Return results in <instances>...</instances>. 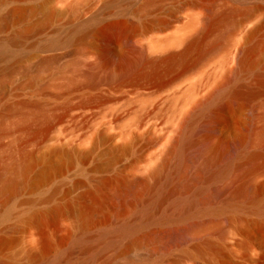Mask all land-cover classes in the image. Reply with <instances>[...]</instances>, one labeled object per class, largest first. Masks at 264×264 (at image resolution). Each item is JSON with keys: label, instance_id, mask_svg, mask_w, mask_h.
Returning a JSON list of instances; mask_svg holds the SVG:
<instances>
[{"label": "rangeland", "instance_id": "rangeland-1", "mask_svg": "<svg viewBox=\"0 0 264 264\" xmlns=\"http://www.w3.org/2000/svg\"><path fill=\"white\" fill-rule=\"evenodd\" d=\"M12 8L19 19L0 28V206L5 205L0 208V261L264 264V217L220 205L236 187L264 180V142L247 146L261 152L255 160L260 173L248 175L242 159L212 179L206 177L214 161L199 142L204 137L220 141L215 157L225 165L235 156L231 143L264 126V77L257 76L264 68V0H0V19ZM192 8L202 13L197 41L186 55L166 63L153 45L180 35L191 23L186 15ZM43 12L52 16L44 19ZM256 24L262 27L249 43L258 44L250 55L254 71L235 78L230 74L236 47ZM30 25L43 28L19 33ZM81 27L103 33L80 39L75 34ZM162 27L166 30L159 32ZM144 29L155 35L131 38ZM220 79L222 84L229 80L226 89H259V96L248 101L240 89L231 98L234 104L230 99L204 104ZM8 105L19 111L5 110ZM204 125L210 131L201 130ZM101 130L124 146L97 135ZM95 138L88 155L49 149L58 140L90 144ZM25 161L31 165L29 183L5 204L3 185L18 177L13 170L3 175V169ZM197 187L202 190L194 194ZM88 192L97 196L98 206L83 221L79 207L90 203L82 200ZM194 197L196 208L186 211L185 201ZM205 203L211 209H202ZM57 204L68 208L49 214ZM35 214H41L39 222L28 219ZM120 223H131L134 235L112 240L110 232ZM186 231L195 238L187 239ZM44 238L51 246L41 255ZM205 239L223 250L205 246L197 255L193 249L204 247Z\"/></svg>", "mask_w": 264, "mask_h": 264}, {"label": "bare ground", "instance_id": "bare-ground-1", "mask_svg": "<svg viewBox=\"0 0 264 264\" xmlns=\"http://www.w3.org/2000/svg\"><path fill=\"white\" fill-rule=\"evenodd\" d=\"M148 6V5H147ZM194 8V7H193ZM191 9V11H190V13H189V10H188V13H186V14H188V15H186V16H188V18L191 20V23H189L186 27H184L182 30H181V33H180V35H177V36H175V37H173V38H171V39H169V40H167V41H165V42H160V43H157V44H155L154 43V45H153V48L155 49V53H158V54H165L163 57H161L160 59L161 60H164L166 63H173L174 61H176L177 59H180L181 57H183L184 55H186L187 53H188V51L194 46V44L196 43V41H197V34L199 33V31H201V30H199L198 29V25H197V23H199L200 22V20L202 19V13L200 12V11H198V10H196V9ZM11 10V9H10ZM228 11H230V10H227L226 11V13L228 12ZM250 12H251V10H250ZM233 13V12H232ZM19 14H20V12L19 11H17V9H15V10H13V8H12V11L8 14V16L7 17H5V18H2V19H0V28L2 27V26H6L8 23H10L12 20H16V19H19ZM234 14V13H233ZM215 15V14H214ZM245 17L246 18H248L250 15L252 16V14H250V13H245ZM52 16V14L50 13V12H43L42 13V17L44 18V19H47V18H49V17H51ZM224 17V16H223ZM222 17V18H223ZM204 18V17H203ZM217 18V17H216ZM216 18H213L212 20L214 21V19H216ZM230 18V17H229ZM178 19V18H177ZM230 19H232V17L230 18ZM179 20V19H178ZM218 21L220 20V17L217 19ZM216 20V21H217ZM224 20V19H223ZM222 19L220 20V23L223 21ZM212 21V22H213ZM190 22V21H189ZM209 23V22H208ZM219 23V22H218ZM219 23V24H220ZM109 24V23H108ZM217 24V23H216ZM9 25V24H8ZM113 25V24H112ZM206 25V24H205ZM210 25V24H209ZM213 25H215V24H213ZM218 25V24H217ZM107 26V25H106ZM111 25H108L107 27H110ZM216 26V25H215ZM261 26V24L259 25H255V27H253L252 29H248L247 31H246V33H245V35H244V37H243V40H242V42L240 43V45L239 46H237L236 47V54H237V61H236V68H234V71H233V74H230V75H234V77L236 78L237 76H239L240 74H242V73H247V74H249L251 71H254L253 70V65H255L251 60H250V55L253 53V51L255 50V47H257V45H255V44H253V45H255L254 47H253V45L252 44H249L250 42H252V40L254 39V36H255V34L259 31V29L262 27H260ZM112 27V26H111ZM111 27H110V29H111ZM204 27V26H203ZM43 28V26L42 25H30V26H26V27H24L23 28V30H21V32H19V33H22V35L24 34V32H26L28 29V31H30V29H34V30H36L37 32L39 31V30H41ZM159 29H157V31H158ZM166 30V28H161L160 30H159V32H164ZM28 31H27V33H28ZM107 31V30H106ZM106 31H104V32H106ZM203 32V31H202ZM88 33H92V34H102L103 33V30L101 29V30H96V29H91V28H89V27H81V28H79L77 31H76V36H78L80 39H82L83 38V36H85L86 34H88ZM107 33V32H106ZM159 34H161V33H159ZM192 34V35H191ZM200 34V33H199ZM258 34V33H257ZM153 35H155V31H151V29L149 30V29H144L143 31H142V33L139 35V36H137V35H135L134 33H133V35H131V38L132 39H148V38H150V37H152ZM109 36V35H108ZM185 36V37H184ZM191 36V37H190ZM199 36V35H198ZM21 37V36H20ZM130 38V39H131ZM187 38H189L188 40H187ZM257 38V37H256ZM79 39V40H80ZM255 40H257V39H255ZM15 41V40H14ZM199 41V40H198ZM253 43V42H252ZM250 45V46H249ZM251 45H252V47H251ZM179 47H182V49L180 50V51H178V52H171V51H169L170 50V48L172 49V48H179ZM263 47H264V43H263ZM110 53L109 54H111V51H109ZM235 53V52H234ZM263 53H264V51H263ZM112 59V58H111ZM157 61V59L155 58V62ZM44 64H46V63H44ZM15 68V67H14ZM262 68V67H261ZM260 68V69H261ZM233 69H231V71H232ZM230 72V71H229ZM256 72V71H255ZM258 72L259 71H257V73H255V74H258ZM263 74H262V73ZM261 72H259V74L257 75L258 76V78L259 77H264V68L262 69V71ZM251 73H253V72H251ZM227 74H225V76H226ZM231 76V77H232ZM253 76V75H252ZM256 76V77H257ZM222 78H224V77H222ZM237 78H239V77H237ZM243 78V77H242ZM258 78H256V79H258ZM227 78H225V80H226ZM230 79V78H229ZM239 79H241V75H240V78ZM222 80H224V79H222ZM237 80V79H236ZM262 79H260V81H261ZM227 81H229V80H227ZM227 81H224L225 83L227 82ZM233 81H234V79H233ZM264 81V80H263ZM223 82V84H222V81H221V79H220V82H219V86L217 85V87L215 88V90H213L212 92V95L210 96V93H208L209 94V98L207 99V100H205L206 102L204 103V104H206V105H211L212 103H213V101L215 100V99H227V102H230V100H231V98L232 99H234V97L236 96V95H240L242 92H243V90L239 87V86H237V88H232V89H226L225 87H227V83L225 84ZM230 82H232V79H231V81ZM230 84V83H229ZM67 85V84H66ZM264 85V84H263ZM241 86V85H240ZM246 86V85H245ZM259 86V85H258ZM240 89L242 90V92L240 91ZM245 91H246V89L244 90V92H243V96L244 95H247V100H248V96H249V98L250 97H253V96H256V95H258V93H259V89H258V91L255 89V90H252V89H250V90H248V88H247V93H245ZM264 91V90H263ZM5 92V91H4ZM262 92V91H261ZM259 96V95H258ZM257 97V96H256ZM245 98V99H246ZM228 99H230V100H228ZM236 99V98H235ZM237 99H239V98H237ZM237 99L235 100V101H237ZM242 100V99H241ZM246 100V101H247ZM223 101V100H222ZM232 102H233V100H231ZM239 101H240V99H239ZM249 101V100H248ZM247 101V102H248ZM204 102V101H203ZM227 102H224V103H226V105H227ZM238 102V101H237ZM243 102H245V101H243ZM251 102V101H250ZM236 103V102H235ZM239 103V102H238ZM200 104H202V103H200ZM203 104V105H204ZM233 104H234V102H233ZM245 104H246V102H245ZM223 105H225V104H223ZM229 105V104H228ZM231 105V104H230ZM247 105V104H246ZM248 105H249V103H248ZM17 106V105H16ZM225 107H227V106H225ZM224 108V106H222V109ZM227 109V108H226ZM5 110H8V111H15V112H17V111H19V108H17V107H10L9 105L6 107V109ZM1 117V116H0ZM250 118V117H249ZM253 118H255V116L253 117ZM250 120H252V119H250ZM254 120V119H253ZM1 122V121H0ZM252 122V121H251ZM1 125V124H0ZM201 130H209L210 131V127L209 126H207V125H204V126H202L201 127ZM254 131V130H253ZM252 131V132H253ZM251 132V133H252ZM251 135V134H250ZM245 136V135H244ZM243 136V134L241 135V137H239V139H237L236 141H234V143L232 142L231 143V147H232V149L234 150H232L233 152L232 153H234V155H231V156H234V158H230V160L231 161H227L228 163H226L225 165H218L217 164V159H218V157L216 156L215 157V155L217 154V151L219 150V145H220V141H216V142H212V141H210V138H208V137H204V138H201L200 139V143L201 144H203L204 145V151H206L209 155H210V157L213 159V161H214V164L211 166V168H210V170H209V173H207V177L206 178H208V179H212V178H219V177H222V176H224V175H226V173H227V171L231 168V166L233 167V163H234V161L235 160H242V159H244V162L247 164V166H248V169H247V173H248V175L250 174V176L252 177V175L253 174H255L256 172H259V170H263V169H261L262 167H263V165H264V163L262 164V167H261V165L259 166V165H256V163H255V160H258L257 158H258V156H259V154L261 153H259L258 151L256 152V150L254 149L253 151H251L250 149V151H248V148H247V146L249 145V144H252V143H260V142H264L263 141V137H264V126H262L261 128H259L258 130H256V132L254 133V134H252L251 136H245L244 137ZM219 139V138H218ZM220 140H221V138H220ZM222 142V141H221ZM177 145V144H176ZM253 146V145H252ZM255 146V145H254ZM250 147V146H249ZM255 148H256V146H255ZM173 149V148H172ZM229 149V148H228ZM247 149V150H246ZM168 151H171L172 152V150L170 149V150H168ZM227 152H229V151H227ZM226 152V153H227ZM230 153V152H229ZM229 155V154H228ZM225 157H226V155H225ZM228 157V156H227ZM260 157V156H259ZM222 158V157H221ZM229 158V157H228ZM227 158V159H228ZM258 162V161H257ZM28 163V162H27ZM26 163V161H25V164H22L21 166H18L17 165V163H14V162H12L11 164H9L8 166H5V168L3 169V175H5V174H7V173H9V171L11 170H13L14 171V174H16L17 175V177H18V179H16L15 178V176L13 175L12 177H10V178H8L7 179V181L5 182V184L3 185L4 187H3V191H5L6 193H7V196H6V201H4V198L2 199V197H1V199L4 201V203L6 204H8V201L10 202L12 199L11 198H13L14 196H15V193H17L18 191H20V190H24V189H26V187H27V185H28V170H29V167H30V169H31V165H29V163L27 164ZM223 163H225V162H223ZM175 164V163H174ZM222 164V163H221ZM260 164V163H259ZM29 165V166H28ZM243 165V164H242ZM242 165H241V168H242ZM18 166V167H17ZM239 166V165H238ZM245 167V166H244ZM240 168V167H239ZM160 169V168H159ZM158 168L157 169H155V173L159 170ZM244 169V168H243ZM243 171V170H242ZM245 171V170H244ZM12 173V172H11ZM260 173V172H259ZM28 175V176H27ZM2 176V175H1ZM249 176V177H250ZM258 176V175H257ZM8 177V176H7ZM202 178V177H201ZM207 179V180H208ZM254 179V178H253ZM252 179V180H253ZM248 181L249 182V186H245V185H240V186H238V187H236L234 190H233V192L231 193V195L229 196V198L228 199H226V200H224V201H222L221 202V208H223V209H227V208H230V209H237V208H244V209H247V210H249V211H251L252 213H255V215H257V217L260 219V217H264V180L259 184V182H257V184H255V183H252L253 181ZM251 183V184H250ZM104 184V183H103ZM102 185V184H101ZM201 186V185H200ZM193 188V187H192ZM201 187H197L195 190H194V194H197V193H199V191L200 190H202V189H200ZM1 191V190H0ZM188 192H189V190H188ZM203 192V191H202ZM22 193V192H21ZM93 192H88V193H85V195L84 196H82L83 198H82V200H84V197L85 198H88L89 200H90V203L89 204H85V203H83L84 205H82V204H80V205H82V206H80L79 208H80V215H81V217H82V220L83 219H85V221H86V219L88 218V213L90 212V211H92L93 209H95V208H97V206H98V199H97V196L96 195H94V194H92ZM216 193V192H215ZM101 194V193H100ZM99 194V195H100ZM209 197V196H208ZM47 198V197H46ZM50 198V197H49ZM80 199V198H79ZM81 200V199H80ZM79 200V201H80ZM81 200V201H82ZM88 200V201H89ZM213 200V199H212ZM0 202H2V201H0ZM86 202V201H85ZM213 202V201H212ZM3 203V202H2ZM79 203H81V202H79ZM1 206H5V205H3V204H1ZM0 206V208H2ZM78 206V205H77ZM184 206H185V210L186 211H191V210H194L195 208H196V202H195V197L194 198H191V199H188V200H186L185 201V204H184ZM6 207H4V209H5ZM68 207H67V205H60V204H57V205H55V206H53L51 209H50V211H49V214H51V215H57V214H60V213H63L66 209H67ZM78 208V209H79ZM202 209H211L210 208V204L209 203H205V205H204V207L202 208ZM2 210H3V208H2ZM79 211V210H78ZM0 212H1V210H0ZM46 214V213H45ZM254 215V214H253ZM41 216V214H35V215H33V216H30V218H28L29 220H36V222L38 221V218ZM49 216V215H48ZM42 217V216H41ZM43 218H44V214H43ZM27 219V220H28ZM41 219H39V221H40ZM38 221V222H39ZM84 221V220H83ZM244 221V220H243ZM254 221V220H253ZM260 220H258V222H259ZM217 222V221H216ZM249 222H251V221H249ZM245 224L244 225H246V227H249V225L247 226V224H246V222H244ZM253 223H255V222H253ZM252 223V224H253ZM17 224V223H16ZM213 224V223H212ZM252 224H251V226H252ZM12 225H15V223L14 224H12ZM258 225H260V226H262V224L259 222L258 223ZM10 226V225H9ZM18 227H20L19 225H17ZM210 226V225H209ZM6 227H7V225H6ZM12 228V230L14 229L13 227H11ZM211 228H214V226H212ZM5 229V228H4ZM197 229V228H196ZM215 229L217 230H221V226L219 225V224H216V227H215ZM16 230V229H15ZM217 230V231H218ZM262 230V229H261ZM3 231V230H2ZM213 231V230H212ZM13 232H14V230H13ZM16 232V231H15ZM189 232H191V231H189ZM188 231H186V233H187V235H186V233H185V235H186V238L187 239H189V238H192V237H194V236H196V234H194V233H189ZM113 234V236H112V240H115L116 238H122V237H124V236H127V235H134V229H133V226H132V224L131 223H120L112 232H110V235H112ZM13 235V234H12ZM182 236H183V234H182ZM1 237L3 238V239H1ZM199 237V236H198ZM179 238V237H178ZM195 238V237H194ZM200 238V237H199ZM198 238V239H199ZM45 239V238H44ZM137 238L135 237V239L134 240H136ZM2 240H4V237L3 236H0V244H1V242H2ZM194 240V239H193ZM9 241V240H8ZM5 242V241H4ZM7 242V241H6ZM42 242H44V243H42L43 244V246H41V249H39L40 250V254L41 255H43L44 253H45V251L47 250V248L49 247V246H51V245H49L50 244V242L48 243V241H47V238L44 240V241H42ZM203 245H204V247H202V246H200V245H196L195 247H194V249H193V251L197 254V255H201L202 253H204L205 251H204V249H205V246H207V249H211V250H213V251H215V252H219V251H222L223 250V248L221 247V245H218L217 243H211V241L210 240H207V239H205V243H203ZM185 254H187V255H189V252L188 251H185ZM29 255V254H28ZM221 255V254H220ZM30 256H32V255H30ZM11 261V260H10ZM0 264H11L10 262H6V261H0Z\"/></svg>", "mask_w": 264, "mask_h": 264}, {"label": "water", "instance_id": "water-1", "mask_svg": "<svg viewBox=\"0 0 264 264\" xmlns=\"http://www.w3.org/2000/svg\"><path fill=\"white\" fill-rule=\"evenodd\" d=\"M97 135H101L103 138H110L111 142L114 143L116 146L123 147L124 144H118L117 142V136L115 135H109L106 134L105 130H101L98 132ZM97 138L90 144H82L80 142H70L68 140H58L49 145V149L53 153H65V154H78V155H88L90 151L94 148V145H96Z\"/></svg>", "mask_w": 264, "mask_h": 264}]
</instances>
